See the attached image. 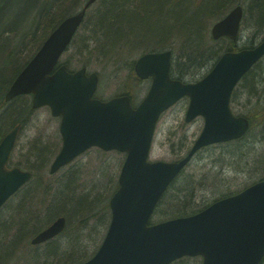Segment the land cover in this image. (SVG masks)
<instances>
[{"label": "water", "instance_id": "1", "mask_svg": "<svg viewBox=\"0 0 264 264\" xmlns=\"http://www.w3.org/2000/svg\"><path fill=\"white\" fill-rule=\"evenodd\" d=\"M94 1L87 0L56 26L4 96L9 101L32 93V107L48 105L52 115L61 116L62 145L50 173L91 146L126 152L118 188L109 200L111 218L103 241L79 264H169L195 255L202 256V264H259L264 256V179L197 213L148 222L163 192L196 150L239 138L248 130L249 119L234 115L229 100L241 77L264 55V39L253 48L224 52L203 78L189 83L169 76V50L145 53L134 70L141 79L151 78V84L137 107L123 95L101 101L92 97L98 82L95 72L87 75L80 68L70 73L61 65L50 73ZM241 14L240 6L233 8L213 25L212 37L235 39ZM185 95L189 97L185 121L204 118L200 134L181 159L149 161L159 115ZM18 129L14 126L0 141V207L32 175L7 166ZM64 226L65 217H57L31 238V244L52 238Z\"/></svg>", "mask_w": 264, "mask_h": 264}, {"label": "trees", "instance_id": "2", "mask_svg": "<svg viewBox=\"0 0 264 264\" xmlns=\"http://www.w3.org/2000/svg\"><path fill=\"white\" fill-rule=\"evenodd\" d=\"M189 2L187 7L181 9L176 8V0H104L102 8L94 12V15L101 16L105 21L104 39L102 42L101 39L98 40L95 36L97 32H94L93 38H83V45L78 50V54L82 57L78 58V61L81 65L89 68L90 59L93 56L100 58L105 52L104 46L107 43L112 51L108 60L117 62L115 75L121 74L122 70L126 69L128 72L125 74L124 83L130 87L131 83L138 82L132 72L131 43L142 52L175 48L177 52L180 51L181 55L183 53L186 62L190 64L192 61L191 64H193V66L188 65L184 70L176 71L175 77L178 79L187 78L185 72L188 71L189 78H194L198 75L197 70L202 65L214 63L224 51L237 49L238 45L224 38L213 40L209 28L205 26L210 24L209 15L205 13L209 7L202 8L196 13L197 7L194 6V0H189ZM199 7L201 8V6ZM172 9H176L174 12L178 11L187 15L181 18L182 14H173ZM49 11L51 13L52 8ZM223 12L216 10L210 16L218 19ZM68 13L64 12L59 16L55 13L50 14V21H46V24L49 23V25L45 30L50 32L56 25L54 20L61 19ZM258 15L260 20L258 19L257 29L263 27L264 24V15ZM153 18L158 22L155 26L150 24ZM197 19L203 21L199 23L198 29L195 21ZM95 23L100 24L99 21ZM35 32L37 31H31L30 39L35 38ZM263 34L264 30L262 32L258 30L257 35L244 47H251L256 42V38ZM77 35L78 33L75 37ZM147 35L150 36L149 42L145 40ZM42 37L44 36L42 35ZM42 42L43 38L37 44L36 50ZM73 42L74 39L71 44ZM97 42L103 43L104 46L99 48ZM122 49L127 50L128 53L125 57L120 58L119 54ZM17 50L16 52L12 50L11 55L0 59V139L16 123L25 125L34 113L29 96H20L11 101L4 100L5 91L25 64V61L14 64L12 53L13 51L17 53ZM261 60L244 75L237 87V90L244 88L248 95L247 108L239 113L250 119L251 127L248 132L256 126H264V63ZM65 63L68 68L71 67L69 57ZM129 93L131 94V92ZM235 96L237 95L234 91L233 97ZM102 153L104 152L102 151ZM50 157V152L47 150L43 155L35 150L31 152L30 148L27 155H21L20 159L15 162L16 165L21 164L23 168L30 170L33 177L0 209V264H77L86 260L96 250L103 235V229L108 223V221H104L100 213L104 212L106 217L108 208L106 204H100V194L91 197L92 190H89L85 185L82 187L78 184L75 174L79 167L67 165L62 177L57 180L53 177L54 175H47L46 169ZM10 162L13 160L10 159ZM66 174H68V180L63 184L62 180L65 176L67 177ZM192 189L191 182L182 184L178 180L174 181L158 202L151 222L153 219L161 221L194 213L203 208L205 204L192 203ZM59 215L66 217L65 230L43 244L30 245V236ZM93 217L99 221L98 227L95 225L87 235H84L82 231L89 228V221ZM72 222L76 227L77 235L74 239L66 242L64 237H66L69 224ZM88 238L92 242V246L90 248L82 247L83 242ZM26 247H30L31 253H26L24 250ZM171 264H200V258L182 257ZM260 264H264V258Z\"/></svg>", "mask_w": 264, "mask_h": 264}, {"label": "rangeland", "instance_id": "3", "mask_svg": "<svg viewBox=\"0 0 264 264\" xmlns=\"http://www.w3.org/2000/svg\"><path fill=\"white\" fill-rule=\"evenodd\" d=\"M217 1L220 3L222 2L220 0ZM237 1L238 0H234V3L231 6L230 3L229 5H223L222 11L229 10ZM240 1L243 0H239V2ZM78 2V0H54L51 4L53 6L52 13L54 11L57 16L64 12L71 13L78 9L80 4ZM103 2L104 0H98L88 9L84 23L77 32L78 35L74 38V42L69 45L60 58V61L64 62L69 57V63L71 62L72 69H77L81 66L78 58H81L82 55L78 54V50L79 47L83 45V38H93V35H95L94 32H97L95 35L96 38L98 40L101 39V42L104 39L105 32L103 31L105 21L101 16L97 17L94 15V12L99 11L102 8L101 6ZM22 3V0H0V19L2 16H5L7 22L4 24H7L8 27L11 28L16 26L21 29L25 27L29 18H36L35 12L37 9H33L29 16V13H27V6L23 8ZM201 9L202 8L197 7L195 12L198 13ZM49 13V10L43 12V15H39L36 22H34L33 27L31 25L32 28L30 32L37 31L35 32L36 36L34 39H30L31 34H27L28 36L23 39L24 41L19 39L18 42L22 44L19 46L17 50L18 52L15 53L13 51L14 54L12 53L14 64L23 61L26 63V61L33 55L41 38L44 40L48 35L49 31H46L45 29L47 28V25H49V23L46 24V21L50 20L51 13ZM255 17L256 9L249 10L247 6L244 10V17L239 32L238 44L240 47L248 45L250 40L257 34L258 30L260 32L264 30V27L257 29V25L253 22ZM58 20L59 19H56L57 22ZM215 20L216 19L213 17L211 24ZM98 21L100 24L95 23ZM156 21L157 20L153 18L150 22L151 26H155L158 23ZM0 23L1 26H5L2 25V22ZM42 35L44 37H42ZM10 37H12L11 34ZM258 39L259 38H256L255 41L257 42ZM145 40L146 42H149L150 36L147 35ZM97 45L99 48L104 46L103 43L98 42ZM104 47L105 52L103 55H101L100 58L93 56L90 59L89 64V68L99 72L102 79V83L101 81L98 83L96 96L101 99H108L116 93L128 90L136 97V101H140L147 91L150 81L144 80L137 83L133 82L132 86H126V83H124L126 77L125 74L128 71L123 69L121 74L115 75L117 62L114 60H108L112 51L107 43ZM186 48H188L187 45ZM6 49L7 47L5 46V48L0 50L1 60L6 55H11V53L8 54ZM171 50L173 52L172 71L176 75V71L186 69L189 63L184 60L183 53L181 55V53H179L180 51L177 52L175 48H171ZM189 50L190 48L188 51ZM137 51L139 50H137L135 45L131 43L130 56L136 58L142 53L141 50L136 53ZM127 53V50L122 49L119 54L120 58L125 57ZM261 61L264 63V58H262ZM212 65L213 62H210L209 64L202 65L201 68L198 67V75L194 78H189L190 76L187 75V71L185 72L187 78L181 77V80H197L209 71ZM235 95L237 96L233 97L230 106L233 112L238 114L246 110L249 101H247L248 95L244 88H239V90L235 89ZM186 105L187 100L182 99L179 103L175 104L161 115L156 126L149 154L150 160H175L185 154L191 147L202 128L203 119L197 117L191 123H184L183 117ZM59 121L60 118L53 117L47 107L35 109L28 123H26L19 132L11 155L13 162H10V165H16L15 162L20 159L21 155H27L30 148L31 152L35 150L39 153H43V155L45 154V150H47L52 157L58 150L61 142V137L58 131ZM22 157L25 158V156ZM123 159L124 153L116 151L102 153V151L97 150V148H91L83 155L77 157L71 165L79 167L78 172L75 174L78 184L82 187L85 185L89 190H92L91 197L100 194V204H106L107 206L113 188L117 186V176ZM17 165L20 167L23 166L21 164ZM65 170L66 168L59 170L53 177H55L56 180L61 178ZM66 175L67 177L65 176L62 180L63 184L68 180V174ZM262 178H264V126L260 125L254 127L241 140L217 143L200 149L184 168L181 175L178 177V181L182 184L186 182L192 183V203L206 204L223 195L236 192L246 185ZM100 216L103 217L104 221H108L109 211H107L106 217L104 212H101ZM98 223L99 221L93 217L89 221V228L83 230L82 233L87 235L90 232V229L95 225L98 227ZM75 229L74 222L70 223L66 232V237H64L66 242L76 237L77 234ZM83 244L82 247L87 246L90 248L92 246V242L89 238L86 239ZM24 250H26L27 254L31 253L30 247H26Z\"/></svg>", "mask_w": 264, "mask_h": 264}, {"label": "bare ground", "instance_id": "4", "mask_svg": "<svg viewBox=\"0 0 264 264\" xmlns=\"http://www.w3.org/2000/svg\"><path fill=\"white\" fill-rule=\"evenodd\" d=\"M22 1H23V3H22L23 4V8H25V6H27V13H29V16H30L31 11L33 9H37V11L35 12V15L37 17H36V19L29 18L28 21L26 22L25 27L21 28V29L16 27V26L11 27V28L8 27L7 24H4L5 22H7V18L5 16L1 17L0 22H2V25H5V26H1L0 25V50L5 48V46H6L7 47L6 50H7L8 54L11 53L12 50H14L16 52V50L22 44V43L18 42L19 39L23 41V39H25V37L28 36L27 34H31L30 30L33 27L34 22H36V20L39 17V15L40 16L43 15V12L48 11L50 9V7L51 8L53 7L51 4L53 3L54 0H47V1L46 0H44V1H42V0H34V2H33V0L32 1H30V0H22ZM78 1H79L78 3L85 4L87 0H78ZM220 1H222V2L220 3L217 0H205L204 3L201 5V8L209 7V9L205 11V13H208V15H209L210 24L209 25H205V26L207 28H209L210 35H212L211 34V29H212L213 25L216 22H218L221 19H223L226 15L229 14V12L227 11L228 9L226 10L227 12L226 11H224V12L222 11L223 5H226V4L229 5V3H230V6H231L234 3V0H220ZM189 3H190L189 0H176V5H177L176 8L179 7V8L182 9L183 7H187L189 5ZM237 6H240L241 9H242V14H241V18H240L241 23H242V20H243V17H244V10H245V8L247 6H248L249 10L256 9V17H255V20H253L255 25H257V23H259L258 19L260 20V16L258 14L264 15V0H249V1L243 0V1H240V2L238 0L232 8H235ZM175 10L172 9L173 14H176V15H181L182 14L181 12H178V11L174 12ZM216 10H221L223 12V14H222V16L220 18H218V19L216 18V20L211 24L213 17H211L210 15H211V13L215 12ZM53 13H54V11H53ZM51 14H52V12H51ZM186 15L187 14L183 13L180 17L182 18V17H184ZM185 20H187V18H185ZM195 21H196V25H197L196 28L198 29L199 23H201L203 21L200 20V19H197ZM54 22H55V24L57 23L56 20H54ZM31 25H32V27H31ZM263 27H264V24H263ZM10 34H11L12 37H10ZM263 39H264V34L260 35V37H259L257 42H261ZM216 40H220V39L217 38ZM189 65L193 66V64H191V62H190ZM6 91H5V93H6ZM4 96H5V94H4ZM13 167H17V166L13 165Z\"/></svg>", "mask_w": 264, "mask_h": 264}, {"label": "flooded vegetation", "instance_id": "5", "mask_svg": "<svg viewBox=\"0 0 264 264\" xmlns=\"http://www.w3.org/2000/svg\"><path fill=\"white\" fill-rule=\"evenodd\" d=\"M196 1H198V2H199L200 0H196ZM197 4H198V3H197Z\"/></svg>", "mask_w": 264, "mask_h": 264}]
</instances>
